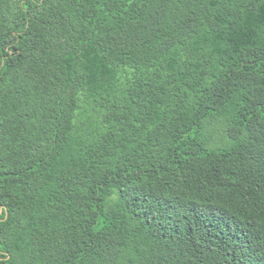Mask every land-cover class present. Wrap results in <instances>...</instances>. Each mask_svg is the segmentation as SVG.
<instances>
[{"label":"trees","instance_id":"obj_1","mask_svg":"<svg viewBox=\"0 0 264 264\" xmlns=\"http://www.w3.org/2000/svg\"><path fill=\"white\" fill-rule=\"evenodd\" d=\"M0 264H264V0H0Z\"/></svg>","mask_w":264,"mask_h":264}]
</instances>
